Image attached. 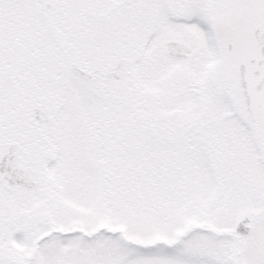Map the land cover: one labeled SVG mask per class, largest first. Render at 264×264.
Returning <instances> with one entry per match:
<instances>
[{
	"label": "snow or ice",
	"instance_id": "snow-or-ice-1",
	"mask_svg": "<svg viewBox=\"0 0 264 264\" xmlns=\"http://www.w3.org/2000/svg\"><path fill=\"white\" fill-rule=\"evenodd\" d=\"M0 264H264V0H0Z\"/></svg>",
	"mask_w": 264,
	"mask_h": 264
}]
</instances>
